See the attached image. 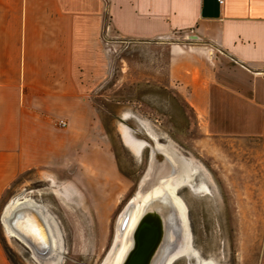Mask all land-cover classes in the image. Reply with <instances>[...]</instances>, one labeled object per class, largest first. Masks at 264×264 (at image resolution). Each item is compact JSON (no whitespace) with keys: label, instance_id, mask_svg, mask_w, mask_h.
I'll list each match as a JSON object with an SVG mask.
<instances>
[{"label":"crops","instance_id":"1","mask_svg":"<svg viewBox=\"0 0 264 264\" xmlns=\"http://www.w3.org/2000/svg\"><path fill=\"white\" fill-rule=\"evenodd\" d=\"M107 26L130 80L175 88L209 137L264 141V0H0V199L98 126Z\"/></svg>","mask_w":264,"mask_h":264},{"label":"rangeland","instance_id":"2","mask_svg":"<svg viewBox=\"0 0 264 264\" xmlns=\"http://www.w3.org/2000/svg\"><path fill=\"white\" fill-rule=\"evenodd\" d=\"M127 51L109 57L107 78L90 90L99 122L87 140L81 135V150L24 172L0 199V218L14 200H32L48 221L53 251L37 255L0 220L2 252L12 264H104L145 176L166 177L176 167L198 189L175 190L188 217L176 230L188 229L197 254L171 264H264V141L207 136L175 88L130 80ZM127 133L147 144L141 156L126 146Z\"/></svg>","mask_w":264,"mask_h":264},{"label":"bare ground","instance_id":"3","mask_svg":"<svg viewBox=\"0 0 264 264\" xmlns=\"http://www.w3.org/2000/svg\"><path fill=\"white\" fill-rule=\"evenodd\" d=\"M124 141L126 146L130 147L138 156H141L142 151L147 146L145 142L134 138L130 133L126 134ZM175 169L166 177L163 176L162 178L149 173L145 176L137 198L130 203L120 218L117 236L113 241L111 250L109 254H107L104 264H124L127 255L133 249V238L137 226L146 215L161 216L165 226V239H163L156 255H154L152 264H171L176 256L180 255L186 257L191 256L193 253L197 254L196 250L191 247V237L188 229L185 227V231L182 235H178L176 230L177 227H175V225L180 226L179 224H181L182 227L183 225H187L186 216L184 212L181 211L179 207L180 205L176 202L178 198H176L175 190L184 184H187L192 189L196 188L194 183L191 182L190 176H186L182 181V177L179 178L177 176L179 173ZM203 188L208 190L206 185H203ZM144 190L146 192L142 195L141 193ZM140 198L141 200H138ZM7 207L5 218H3L4 225L11 236H15L16 233L8 227L6 218H11L13 212L21 207H30L33 210H36L37 208L30 199H25L23 201L14 200L9 203ZM127 214H129V219L123 227V222L125 221ZM178 216L182 220H180L181 222L179 221ZM25 227L28 228L34 236L40 235L37 226H35L32 221H29V219Z\"/></svg>","mask_w":264,"mask_h":264},{"label":"water","instance_id":"4","mask_svg":"<svg viewBox=\"0 0 264 264\" xmlns=\"http://www.w3.org/2000/svg\"><path fill=\"white\" fill-rule=\"evenodd\" d=\"M166 159L168 165L172 168V159L168 157H166ZM158 172H155V174ZM7 208L8 207L4 209L2 218H0L4 228L3 218H5ZM28 219L37 226L40 235L34 236V234L25 227ZM128 219L129 214H127L123 222V227ZM178 219L179 221L181 220L179 216ZM6 223L10 229L15 231V237L37 255H49L53 251L54 240L48 221L38 208L36 210L30 207L18 208V210L16 209L13 212L11 218H6ZM163 239H165V226L161 216L146 215L137 226L133 238V249L127 255L124 264H152L154 255H156Z\"/></svg>","mask_w":264,"mask_h":264},{"label":"built area","instance_id":"5","mask_svg":"<svg viewBox=\"0 0 264 264\" xmlns=\"http://www.w3.org/2000/svg\"><path fill=\"white\" fill-rule=\"evenodd\" d=\"M219 2L220 5H224L225 3V0H217ZM109 29L110 27H106V34L104 35V38H103V43L105 44V46L107 47V49L109 51H113V52H117L118 49L117 48H114L112 46L113 44V41L115 39H113L110 35H109ZM56 125L60 128H65L67 126V123L65 122V120H60V121H57L56 122Z\"/></svg>","mask_w":264,"mask_h":264}]
</instances>
